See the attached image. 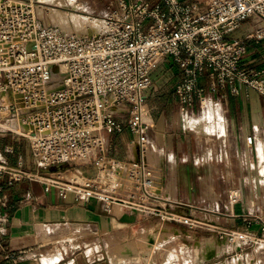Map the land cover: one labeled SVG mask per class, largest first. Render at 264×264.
Returning a JSON list of instances; mask_svg holds the SVG:
<instances>
[{
    "label": "built area",
    "instance_id": "1",
    "mask_svg": "<svg viewBox=\"0 0 264 264\" xmlns=\"http://www.w3.org/2000/svg\"><path fill=\"white\" fill-rule=\"evenodd\" d=\"M60 1L0 0V121L27 126L5 128L0 135L25 138L34 165L32 170L12 167L0 158V235L7 234L11 220L4 210L5 186L32 181L47 192L94 199L108 213L120 207L192 230H210L222 239L234 240L244 232L240 251L252 247L257 256L243 264H264L261 215L242 214L246 230L227 228L206 222L198 211L226 216L230 209L209 210L161 195L157 187L169 181L172 156L153 146L144 120L145 93L161 61L180 68L183 78L174 95L181 125L201 139L209 127L197 130L194 125L207 116L208 93L254 91L264 106V71L242 64L250 43L264 41V0H116L103 19V31L93 36L65 33L46 20L55 7L76 9L71 0ZM245 24L246 35L235 36ZM221 122L225 126L223 118L214 120L216 127ZM125 129L132 139L120 158L111 154L106 134ZM253 138L248 136L247 143ZM4 151L15 149L6 145ZM63 164L69 166L51 170ZM74 166H91L94 173L65 178ZM240 199L238 190L230 191L231 205ZM257 224L260 235L249 230Z\"/></svg>",
    "mask_w": 264,
    "mask_h": 264
},
{
    "label": "crops",
    "instance_id": "2",
    "mask_svg": "<svg viewBox=\"0 0 264 264\" xmlns=\"http://www.w3.org/2000/svg\"><path fill=\"white\" fill-rule=\"evenodd\" d=\"M76 5L75 8H81L78 0ZM85 7L83 5L82 9ZM248 25L245 24L240 32L235 33V36L246 35ZM242 64L264 71V41L250 43L249 53L242 60ZM152 78L153 85L145 93L144 120L150 126L149 136L153 146L165 148L172 156L169 181L164 187L162 185L157 187L161 195L176 202L209 210L230 209L231 213L226 212V216L198 211L200 218L222 227L246 230L241 215L247 212L259 214L264 220L262 96L258 92L246 93L243 90L241 94L235 96L224 92L208 93L207 115L210 119L212 118L213 123L215 119L223 118L225 126L220 127L223 128L221 134L216 133L219 135L218 139L210 140L206 137L203 141L196 133L184 130L181 125L179 101L174 95L175 85L183 78L180 68L168 61H161L154 67ZM206 121L211 129V120L207 116ZM219 126L218 124L216 127L215 123L213 125L216 129H220ZM226 126L229 134L225 132ZM248 136L254 137L252 144L247 143ZM131 139L132 134L129 129L121 133L106 134L111 154L120 158L125 155ZM6 145H12L15 152H5ZM209 147L212 148V152H209ZM0 158L12 167L28 170L34 168L29 147L24 143H16L14 138L0 135ZM79 174L91 175V168L80 171ZM231 190H238L241 196L240 201L234 205H231L229 201ZM3 194L7 201V207L4 210L10 214L11 220L7 234L0 235V264H45L46 260H50L49 264H64L68 251L59 242L57 246L48 250L44 249L43 243L59 239L66 225L74 227L89 225L101 229L113 225V227L126 228L127 232H132L129 238L142 236L152 225L157 226L160 233H162L161 229L167 230L169 237L155 241L154 251L148 261L130 262L127 259L126 262L123 259L122 264H151L158 252L166 245H172L176 238L183 239L187 244L193 243L188 235H195L196 238L201 239H213L216 247V251H213L214 258L239 252L241 249L240 244L230 239L215 238V233L212 236L197 237L196 232L181 224L162 222L155 217L120 207H114L112 212L108 213L103 205L94 199L78 197L74 193L60 195L55 189L47 192L39 182L21 181L14 186H5ZM173 210L188 211L189 208L173 207ZM259 226L257 224L249 230L255 235H260ZM176 230L181 231L183 235L177 236ZM239 233L246 235L244 232ZM122 237L121 233L113 235L108 242V250L118 241L127 238ZM108 250L106 256L110 264H114L115 260L110 259ZM194 254L193 247L185 249L184 262L201 264L194 263ZM260 254L262 255L263 252ZM256 256L252 250L251 258L254 260ZM235 257L239 264L244 263L245 258L237 254L231 261H218L212 264H231ZM103 258V255L99 254V259ZM76 259L77 257H74L73 261L66 264H77ZM85 264L92 263L87 261Z\"/></svg>",
    "mask_w": 264,
    "mask_h": 264
},
{
    "label": "rangeland",
    "instance_id": "3",
    "mask_svg": "<svg viewBox=\"0 0 264 264\" xmlns=\"http://www.w3.org/2000/svg\"><path fill=\"white\" fill-rule=\"evenodd\" d=\"M45 1L53 2L54 0H45ZM115 1L116 0H78L79 6L81 7L80 9L76 8L75 10H73L69 6H64L62 8L55 7V9H60V10L69 12V14H72V13L82 14V15L87 16L86 19L94 21L93 24L95 22H98L104 25L103 19L105 16L112 13L113 7L115 5ZM63 2L65 1L64 0L60 1L61 4ZM71 2L74 3L73 7H77L76 0H71ZM65 3L67 4L68 1H66ZM83 5L86 7L82 9ZM40 11H44V10H40ZM46 20L50 22L48 16L46 17ZM207 118L211 120V123H210L211 129L210 128L208 129L209 135H207L206 137L209 138L210 140L215 139L216 133L221 134L223 132V128H220L221 126H223V123L220 124L219 126L220 129H216L213 127L214 123L212 121V118L210 119L209 115H207ZM2 122H5V121H2ZM200 122L202 123L201 128L197 130H201L204 126H208L206 118L203 119V121L200 120ZM8 124L9 123H6V125ZM5 128H8V127L0 126V130H3ZM14 128H17V127H14ZM1 136H5L10 139L14 138L16 143H24L29 147L28 141L25 138L15 136L11 132L2 133ZM202 140L204 141V139ZM211 143L213 144L212 141ZM209 148H210L209 152H212V148L211 147ZM89 168H92V167L91 166H74L73 169L65 172L63 176L67 179H72V178L78 179V178L86 176V175L79 174L80 171H85V170H88ZM73 227L74 226L72 225H66L65 227H63L64 232H62V235L59 239H54V240L46 241L43 243L44 249L48 250L49 248H52L53 246H57V243L59 242V244L62 245L66 251H68V255L66 259L63 261L64 264L73 261L74 257H77L76 259L77 264H85V262L87 261H91L92 264H110V261L106 256V251L108 250V242L110 241L113 235L118 234V233L119 234L121 233L123 237H127V238L122 237L123 238L122 240L118 241L117 243H115L109 248L108 253H109L110 259L113 260V258L115 257L116 262H119V260H116L118 258L121 259L120 260L121 262H123L122 261L123 259L125 260L129 259L130 262H139V261L146 262L152 256V253L154 251L155 241L160 240V239H166L167 237H169V233L167 232L166 229L164 230L161 229L162 233H160V229H158V227L154 225L147 228L145 230V234H143L142 236L132 237V238H129L130 237L129 235L132 234V232H127L126 228L113 227V225H108L105 229H101L100 227L95 228L89 225H78V226H75L74 229ZM193 231L196 232L197 237H201L203 235L212 236V234L215 233V232L208 233L202 229H199V230L193 229ZM176 232H177V236L183 235V233L179 230H176ZM214 235H215V238L222 239L221 237L217 236L218 234L215 233ZM188 236H189V240L192 241L193 243L187 244L185 243L183 239L176 238L172 245H166L164 248H162L161 251L158 252L156 259H154L153 263L151 264H186L184 262L185 261L184 260L185 259V249L190 248V247H193V250L195 251L193 261L194 263H197L198 246L196 245V243L205 242V241H211L215 243L213 239L196 238L195 235H188ZM234 243L239 244L240 241L235 240ZM124 248L126 249V251L124 250ZM99 254L103 255L104 258L102 260L99 259ZM237 254H241L243 258H245V260L246 258L251 259L252 247L251 248L247 247V249H245L244 251L222 255L220 258H214L211 261V263H215L218 261H225V260L231 261L233 257ZM236 258L237 257L234 258L231 264H239ZM238 260H241V259H238ZM131 264H138V263H131Z\"/></svg>",
    "mask_w": 264,
    "mask_h": 264
},
{
    "label": "bare ground",
    "instance_id": "4",
    "mask_svg": "<svg viewBox=\"0 0 264 264\" xmlns=\"http://www.w3.org/2000/svg\"><path fill=\"white\" fill-rule=\"evenodd\" d=\"M86 17L87 16L82 15V14H76V13L69 14V12H66V11H63L60 9H51L48 12L49 21L52 24L58 25L60 28H62V30L65 33L73 32L79 36H93V35L99 34L103 31L104 25H102L101 23H98V22H95L93 24L94 21L86 19ZM12 122H13V124H12ZM6 123H9V124L6 125ZM201 124L202 123L200 121L198 123L196 122L194 127L196 129H200ZM0 126H2V127L14 126L17 128L20 127L18 129L12 127L18 131H21L27 127L26 125L22 124L18 120H9L6 122L0 121ZM91 173L92 174L94 173L93 168H91ZM245 236L246 235L239 233L238 237L232 241L239 240L240 241L239 244L242 245L243 240L245 239ZM196 245L198 246L197 263L212 264L211 261L214 259L213 251L214 252L216 251L214 243L211 241H205V242L196 243ZM124 250L126 251L125 248H124ZM113 260H115V258H113ZM116 260H119V262L115 261L114 264H122V262L120 261L121 259L118 258ZM125 261H127V260H125ZM49 263H50V260L45 261V264H49Z\"/></svg>",
    "mask_w": 264,
    "mask_h": 264
},
{
    "label": "water",
    "instance_id": "5",
    "mask_svg": "<svg viewBox=\"0 0 264 264\" xmlns=\"http://www.w3.org/2000/svg\"><path fill=\"white\" fill-rule=\"evenodd\" d=\"M68 166H69L68 164H63V165H60V166H57V167H53V168H51V170H59V169L64 170Z\"/></svg>",
    "mask_w": 264,
    "mask_h": 264
}]
</instances>
